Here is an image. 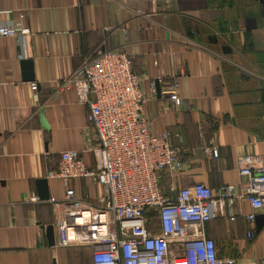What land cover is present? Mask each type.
<instances>
[{"label": "crops", "instance_id": "obj_1", "mask_svg": "<svg viewBox=\"0 0 264 264\" xmlns=\"http://www.w3.org/2000/svg\"><path fill=\"white\" fill-rule=\"evenodd\" d=\"M0 11L5 24L25 15L27 34L0 38V264H93L94 245L112 230L101 186L49 178L67 150L92 169L98 164L89 109L74 89L61 88L85 57L123 50L143 91L157 84L145 115L155 135L170 133L183 162L174 177L163 173L165 192L203 183L215 198L229 186L240 196L248 178L238 160L251 156L252 168L264 166L259 0H0ZM212 147L219 158L205 152ZM41 179L49 200L39 197ZM206 235L219 258L262 264L264 208L238 198L206 225Z\"/></svg>", "mask_w": 264, "mask_h": 264}, {"label": "built area", "instance_id": "obj_2", "mask_svg": "<svg viewBox=\"0 0 264 264\" xmlns=\"http://www.w3.org/2000/svg\"><path fill=\"white\" fill-rule=\"evenodd\" d=\"M3 13L0 38L24 39L25 15L5 24ZM82 61L61 88L74 89L79 102L89 109L88 123L98 141V164L92 169L78 151L67 150L60 154L58 169L49 178L65 182L89 178L105 191L103 206L112 230L102 244L94 245L93 264H237L233 257L219 258L206 225L241 197L247 198L254 211L264 208V166L252 168L255 159L251 156L238 160L241 175L248 178L240 196L229 186L215 198L203 183L165 192L163 173L171 171L174 177L183 162L170 133L155 135L145 115L147 102L158 93L157 84L151 81L150 94L144 92V79L134 74L132 60L123 50ZM33 88L37 91L38 85L34 83ZM177 89V83L171 85V100L176 103ZM205 152L216 159L220 156L217 148ZM248 219L254 225L256 214ZM255 235V229L248 232L250 239Z\"/></svg>", "mask_w": 264, "mask_h": 264}, {"label": "water", "instance_id": "obj_3", "mask_svg": "<svg viewBox=\"0 0 264 264\" xmlns=\"http://www.w3.org/2000/svg\"><path fill=\"white\" fill-rule=\"evenodd\" d=\"M260 3L264 7V0H259ZM27 67L30 65L28 62H23ZM27 79H32V74L27 76ZM38 188H39V197L41 200H49L50 199V192L48 191V180L46 179H41L38 181ZM52 234H53V229L52 227L48 229V238L51 241L52 244H54V240H52Z\"/></svg>", "mask_w": 264, "mask_h": 264}]
</instances>
